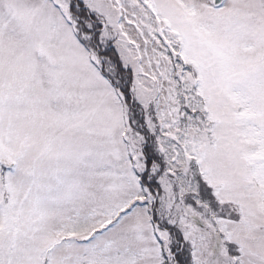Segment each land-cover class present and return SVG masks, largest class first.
<instances>
[{
    "label": "snow or ice",
    "instance_id": "1",
    "mask_svg": "<svg viewBox=\"0 0 264 264\" xmlns=\"http://www.w3.org/2000/svg\"><path fill=\"white\" fill-rule=\"evenodd\" d=\"M0 264H264V0H0Z\"/></svg>",
    "mask_w": 264,
    "mask_h": 264
}]
</instances>
